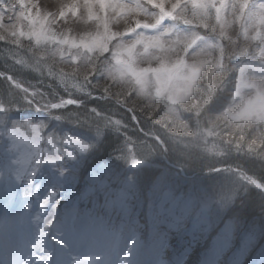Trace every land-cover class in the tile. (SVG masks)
<instances>
[{
    "label": "rangeland",
    "instance_id": "374dc122",
    "mask_svg": "<svg viewBox=\"0 0 264 264\" xmlns=\"http://www.w3.org/2000/svg\"><path fill=\"white\" fill-rule=\"evenodd\" d=\"M38 2L47 10L56 11L61 3H67L68 0ZM261 3H264V0H249V9L254 11ZM167 7L169 4L166 0ZM140 19L143 20L144 17ZM129 22L134 26V21ZM164 23L173 22L166 19ZM68 25L71 28L69 34L72 36L94 30L91 21L85 23L68 18ZM178 27L182 31L194 30L202 36L214 35L203 27L195 28L185 25L182 21ZM116 28L123 31L124 21L114 24L113 29ZM57 30H60L59 26ZM137 31H143L145 35L154 34L151 29ZM128 35L131 36L130 33ZM5 42L6 44L2 42L0 46L15 49L10 54L14 56L16 52L17 61L30 59L32 63L28 64L35 68V59L32 57L31 59L30 56L27 58L25 55L28 53V46L37 47L34 40L21 38L24 47L14 45L10 41ZM38 47L47 53L55 49L56 45ZM137 47L140 49V46ZM109 55L110 52L105 53L104 57L107 58ZM225 59L234 70L227 74L225 85L221 86L212 102L206 106V113L199 117L200 123L205 125L207 124L205 116L212 118L219 132L221 130L229 132L236 123L220 116V113L234 103H244L247 98L244 89L239 96L236 95L234 82L239 78V67L248 64L249 60L239 56ZM55 60L65 71H70L68 64L60 63L59 56L55 57ZM47 62L52 61L49 59ZM140 66L147 67L148 64L142 63ZM151 66L156 67L157 62L153 60ZM34 71L36 75L45 72L48 78L35 76L34 80H29L9 74L14 77L10 84L14 87L13 84L21 82L24 87H30V92L44 93L45 102L48 100L56 102L60 98H67L68 95L83 103L88 98L105 102L111 99L94 93V90L89 95L71 85L66 87L58 78L49 76L47 68L43 66ZM0 73L3 72L0 70ZM97 78L103 80V70ZM215 78L217 82L221 79L219 74ZM152 79L155 80L154 75ZM206 84L205 79L201 82V87H206ZM14 88L21 94L24 102L20 108H14V112L23 116L20 112L26 109L25 111L34 116L12 120L7 115V110L11 109H7V105L0 102V105H3V108H0V264H264V235H261L264 224L260 226L247 222L243 215L240 216L232 209L217 211L213 206L210 210H204L201 203L189 199V194L198 193L200 188L211 189L218 184L242 182L246 188H255L230 170L237 168L236 166L226 163L217 166L222 168L218 173L206 174L208 173L206 171L203 174H188L184 168L168 160L165 154L160 155V150L165 153L166 149L152 138L151 133H157L155 130L161 125L143 118V123L135 124L140 136L133 137L130 134L128 136L133 144L136 142L153 144L154 151L143 157H135L139 163L133 164L134 153L132 145L127 143L129 140L127 138L128 165L122 172H117L110 164L101 162L84 167L83 161L87 158L90 146L82 150L80 144L61 142L72 135L74 139L78 136L81 143H87L83 137L86 138L85 134L93 132L91 131L93 128L88 126L87 122L82 126V123L76 120L79 116L78 107L69 105L63 109L46 111L37 107L35 103L28 102L23 92L19 88ZM151 90L154 94L155 88L152 87ZM36 99L40 97L37 96ZM158 99L163 102L165 97ZM12 101L14 105L15 100ZM115 104L122 109L116 116L127 123L123 105ZM188 106L190 107V104ZM217 116L220 118L216 119ZM183 118L195 123V128L198 127L197 117L192 113H183ZM55 121L58 124H55ZM145 121L152 127L149 129L150 132L141 130ZM41 122L44 123V127L39 128L40 136L36 138L32 128L39 127ZM99 122L97 120L95 123ZM115 129L121 131L119 128ZM259 129L260 125L246 129L249 141ZM220 134L223 139L229 138L228 134L221 132ZM53 135L60 138L56 142L57 148L61 151L67 148L71 155H64L62 160L50 158L56 152L48 142ZM165 140L167 146L171 147L174 143L180 152L198 148L174 141L168 134H165ZM221 147L224 150L223 155L218 157L209 156L199 148L197 153L226 161L227 150L231 145L221 144ZM147 167L158 168V172L155 174V180L154 177L153 180L148 178L144 180L143 185L142 180L137 182L135 178L142 175L141 171H148L145 169ZM245 171L246 174H250ZM50 193L56 195L58 207L55 209L54 222L46 225L49 209L44 200ZM144 208L150 221L147 239L141 237L136 227H132L128 232L123 231L125 221L140 228L142 219L140 213ZM159 226L164 228L159 229ZM251 228L255 229L257 239L249 243L246 233ZM113 231L121 234L118 244H112L109 240V233ZM170 232L174 237H168Z\"/></svg>",
    "mask_w": 264,
    "mask_h": 264
},
{
    "label": "snow or ice",
    "instance_id": "6c2138e0",
    "mask_svg": "<svg viewBox=\"0 0 264 264\" xmlns=\"http://www.w3.org/2000/svg\"><path fill=\"white\" fill-rule=\"evenodd\" d=\"M167 3L169 7L166 8V0H68L56 11H49L38 0H0V41L24 47L21 38L34 40L37 47L30 45L28 51L33 53L37 70L43 66L49 76L58 78L62 85H71L89 95L93 90H99L104 97L123 105L133 122L138 124L143 117L161 125L174 141L198 147L213 157L223 155L221 144L231 145L237 152L264 157V3L254 11L249 9V0H167ZM68 18L85 23L91 21L94 30L72 36ZM166 19L173 23L165 24ZM121 20L124 21L123 31L114 30L113 25ZM130 20L134 21V26ZM181 21L195 28L203 27L214 35L182 31L178 27ZM137 29H151L154 34L145 35ZM48 44H55L56 48L46 53L38 47ZM109 52L105 58L104 54ZM57 56L61 58L60 63L70 66V71L59 66L55 60ZM232 56L249 60L248 64L239 67L240 75L234 82L236 95L239 96L244 89L247 98L244 103H234L220 113V116L236 122L228 132L229 138L223 139L212 118L205 117V125L200 123L199 117L204 115L215 93L225 85L227 74L233 72V67L225 59ZM49 59L52 62H47ZM153 60L157 62L156 67L151 66ZM18 62L28 64L27 60ZM142 63L148 66L141 67ZM101 70L103 80L97 78ZM217 74L221 77L219 82L215 78ZM0 77L10 83L14 80L7 73H0ZM205 79L206 87H201ZM13 85L23 92L28 102L46 111L69 105L79 107L83 103L71 95L56 102H45L44 93L30 92V87H24L21 82ZM152 87L155 88L154 94ZM37 96L40 99H36ZM162 96L165 97L163 102L158 99ZM89 111L90 116L85 117V122L100 121L94 125L92 138L81 143L78 136L74 139L69 135L61 141L63 144H80L83 150L90 144L98 146L103 140L102 133L108 128H119L126 134L127 124L120 117L100 113L98 109ZM186 112L197 117V128L193 129L183 118ZM157 116L160 119H156ZM255 125H260V129L249 141L246 129ZM43 127V122L39 127L33 126L36 138L40 136L39 128ZM177 127L181 129L179 133ZM151 136L166 149L167 141L163 137L155 132ZM59 140L54 135L48 140L56 149L51 159L62 160L64 155H71L67 148L62 151L57 148ZM127 143L132 145L133 164L139 163L135 157L146 156L155 150V146L148 142L133 144L129 138ZM221 170V167H212L207 172L212 174ZM230 170L264 196V181L238 167ZM242 194H248L242 182L218 184L211 189L200 188L198 193L189 194V199L201 203L204 210L214 206L217 211H229L236 207L235 202L242 199ZM44 204L49 209L45 224L51 225L58 207L56 195L50 193ZM246 238L249 243L256 241L254 228L249 229ZM109 240L118 244L121 234L113 231L109 233Z\"/></svg>",
    "mask_w": 264,
    "mask_h": 264
},
{
    "label": "trees",
    "instance_id": "16d2710c",
    "mask_svg": "<svg viewBox=\"0 0 264 264\" xmlns=\"http://www.w3.org/2000/svg\"><path fill=\"white\" fill-rule=\"evenodd\" d=\"M6 44L5 41H0L1 43ZM9 46H13L12 44H8ZM11 49L4 48L0 46V70L3 73L11 74L15 77L22 78V79H32L34 80L35 76L37 77H43L44 79H47L48 77L46 76L45 72L38 73V75L34 74V70H37L36 67L34 68L33 66H29L31 64H20L15 56H12L10 53L14 52L15 49L12 51ZM27 58L30 56L33 59L34 56L28 51V53H25ZM21 57V55H19ZM31 58V59H32ZM34 61V60H33ZM31 62L30 59L28 60V63ZM32 63V62H31ZM34 71V72H33ZM94 93L96 94H101L99 90H94ZM102 95V94H101ZM21 94L16 90L8 80L0 77V102L5 103L7 105V115H9L10 119H19L20 117H26V116H34L30 112L25 111L24 109L23 112H20L21 115H17L16 112H14V108H20L24 102H22V97H20ZM15 100V104L13 105V101ZM18 100V101H17ZM116 101L110 99L109 102L105 101H99L96 98H88L84 101V103L78 107V118L76 117V120L78 123H82V126H85V117L90 116V107L93 109H98L100 113L108 114V115H118L119 111L122 110L120 109V106H116ZM24 105V104H23ZM13 110V111H12ZM117 110V111H116ZM124 112V111H123ZM206 113V110L204 114ZM208 113V112H207ZM126 114V115H125ZM124 117L127 119L126 124H127V131L126 134L124 132H121L117 129H112V130H105L102 133L103 140L102 142L99 143L98 146L95 144H90V150L87 153V158L83 161V166L84 167H89L92 164H97V163H108L110 164L117 172H122L128 165V155H122L123 153H128V146L126 145V139L129 138L128 134L130 136H140L137 131L136 127V122H133L132 119H130L129 114L125 111ZM208 115V114H207ZM206 117V116H205ZM208 117V116H207ZM141 122L143 123V117L140 118ZM156 119H160L159 116L156 117ZM189 122L191 127L195 129L192 121L189 119H185ZM97 120H90V122H87V125L91 126V128L94 129V125L97 124L95 123ZM194 121V119H193ZM100 123V122H99ZM193 123V124H192ZM55 124H58L57 121H55ZM87 126V127H88ZM221 128V126H218ZM152 127L145 121V125L143 124V127L141 130H147L150 132ZM223 128V126H222ZM91 129V131H93ZM90 130V129H89ZM221 130V129H220ZM230 130V129H229ZM157 134L162 136L165 139V129L163 126L157 127L156 130ZM177 132H180L181 129L179 127L176 128ZM223 134H228V130L220 131ZM85 134L86 138L83 137L87 142L92 138V134ZM128 136V137H127ZM253 138V137H252ZM168 140V138H166ZM250 138L248 137V140ZM141 140V139H140ZM177 146V145H176ZM178 147H175V144L172 143L171 147L169 145L166 147V152L164 153L162 150H160V155L165 157L172 161L173 163L178 164L182 168L185 169V171L188 174H203L204 172L207 171L208 168L212 167H217V166H222L224 164H229L232 166H236L241 168L244 172L247 170L248 173L251 175L255 176L258 178L260 181H264V157L261 156H255L247 152H236L232 151V146L231 148H228L227 152V159L226 161H220L217 160L216 158L208 157L205 156L203 153L198 154L197 152L199 149L195 151L194 149H190L186 151H178ZM202 152V151H201ZM204 156H203V155ZM86 165V166H85ZM148 171H141V176L135 178L137 182H140L141 180L143 181L144 185V180L150 178L152 179L154 177L155 180V174L158 172V168H151L147 167L145 168ZM209 174V173H206ZM209 177V176H208ZM153 180V179H152ZM247 195L244 196L242 194V199L237 200L236 207L233 208L232 210L235 211V213H238L240 216L243 215L244 220L247 222L251 223H257L260 224V226H263L264 224V196H262L261 192L256 190L255 188H247ZM81 209V207H80ZM100 210V209H98ZM145 213V214H144ZM147 212L146 208L143 209L142 213H140L142 219H141V226H132L131 222L125 221L123 225V231L128 232L132 229V227H136L138 229V232L140 233L141 237H144L147 239L148 236V229H149V224L150 221L148 220L147 217ZM146 215V216H145ZM164 228V226H159V229ZM134 229V228H133ZM168 237H174L172 236V232H170ZM170 241V239H169Z\"/></svg>",
    "mask_w": 264,
    "mask_h": 264
}]
</instances>
